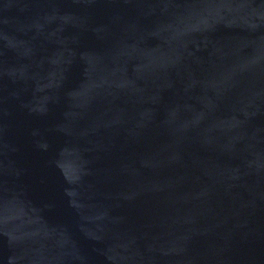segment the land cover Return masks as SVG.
<instances>
[{
	"label": "water",
	"instance_id": "water-1",
	"mask_svg": "<svg viewBox=\"0 0 264 264\" xmlns=\"http://www.w3.org/2000/svg\"><path fill=\"white\" fill-rule=\"evenodd\" d=\"M0 264H264V0H0Z\"/></svg>",
	"mask_w": 264,
	"mask_h": 264
}]
</instances>
